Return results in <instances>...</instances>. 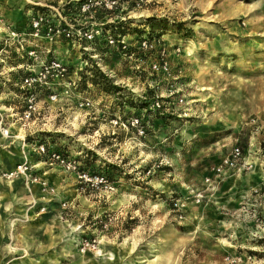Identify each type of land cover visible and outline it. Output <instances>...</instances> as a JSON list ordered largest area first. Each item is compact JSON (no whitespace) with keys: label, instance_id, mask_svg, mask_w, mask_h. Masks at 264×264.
I'll return each instance as SVG.
<instances>
[{"label":"rangeland","instance_id":"374dc122","mask_svg":"<svg viewBox=\"0 0 264 264\" xmlns=\"http://www.w3.org/2000/svg\"><path fill=\"white\" fill-rule=\"evenodd\" d=\"M56 2L25 0L21 14L49 12L57 24ZM125 16L129 55L46 39L14 55L13 65L24 62L38 45L71 74L55 82L59 101L44 91L38 113L28 125L20 120L17 166L28 155L33 179L22 177L25 192L0 197V264H264V184L252 178L264 170V0H154ZM162 57L168 72L155 68ZM93 67L117 94L92 83ZM0 97L18 119L22 91L7 83ZM39 141L76 170L40 156ZM237 147L241 170L218 178ZM10 164L0 159V169ZM12 171H0L6 186L21 178L1 177Z\"/></svg>","mask_w":264,"mask_h":264},{"label":"built area","instance_id":"2783aa9c","mask_svg":"<svg viewBox=\"0 0 264 264\" xmlns=\"http://www.w3.org/2000/svg\"><path fill=\"white\" fill-rule=\"evenodd\" d=\"M153 2L154 0H59V2L57 0L54 3L58 8L60 18L57 24L50 20L49 12L43 13L31 10L29 11L28 26L25 31H16L9 26L5 27L6 36L0 35V88H5L7 83H13L22 91L24 111L18 117V120L28 125L27 123L39 111V97L44 91L50 90L49 100L51 102L59 101V94L55 92V82L65 79L71 74L69 66L63 60L53 57L50 49L44 55H39L38 45L25 51V55L22 56L24 62L13 65V58L19 59V56L14 55H17V52L23 49L26 43L30 42V39H33V41L46 39L51 42L63 39L86 52H94L95 49L84 45V43H90V45L100 44V46L115 48L126 53L125 55H129V51H131L130 44L126 37L115 35L110 28L106 27L118 22V17H121L120 21L127 20L125 15L138 10H145ZM142 40L138 48L146 51L150 48L149 40ZM90 57L96 58L97 55ZM26 61H30L32 64H26ZM155 68L160 72H168V62L162 57L160 65L155 66ZM19 70H23L24 75L17 80L13 78L12 81L13 73H17ZM78 71L81 74L84 71L83 67H79ZM5 74L10 78H4ZM70 86L76 88L77 84L76 82H69L66 88ZM156 106L160 108L158 103H156ZM5 118L0 113V131L3 137L11 138L9 129L5 127ZM21 141L23 147H26L25 139ZM36 143L39 145L35 147V151L51 164L59 165L66 171L76 170L75 164L62 153L50 149L46 143L41 141ZM242 151L240 147L235 148L231 155L223 161L222 165L215 169V175L222 178L231 169L241 170ZM247 169H250V167ZM30 171L31 166L28 155L25 154V161L17 166L15 171L4 173L1 177L12 180L21 176L27 181H32L33 176L30 175ZM255 192L258 193L259 191L256 190Z\"/></svg>","mask_w":264,"mask_h":264},{"label":"crops","instance_id":"0c3cea01","mask_svg":"<svg viewBox=\"0 0 264 264\" xmlns=\"http://www.w3.org/2000/svg\"><path fill=\"white\" fill-rule=\"evenodd\" d=\"M25 0H0V35L3 36V32L6 31L5 27H11L16 28L17 30L25 31L28 26V13L23 16L21 14L22 9L25 8ZM30 11V10H29ZM8 91L10 94H13L9 89ZM14 96L17 97L16 94H13V101ZM1 97H0V112L4 113L6 120L5 127L9 129L11 133V138L7 139L3 137L0 131V145L3 146V151H1L0 159H11V164L9 165V168H3L0 169V171H12L16 168L17 164L21 161V153L19 149L20 145V139L26 136V130L25 127L18 119V113H14V110L16 107L13 106H1ZM6 111H5V110ZM11 112V113H10ZM28 134V133H27ZM29 135V134H28ZM11 149V151H9ZM4 150H7L5 152ZM246 159V158H244ZM264 163V162H263ZM45 169V168H43ZM53 171L50 170L49 172ZM242 174H245V180H249V176H251L248 172H243ZM253 180L257 185L264 184V170L262 172H257L254 175H252ZM6 181H0V197L5 196V194L8 192V195H10L12 192L21 194L26 191L25 187H17L21 186L23 183H25V180L21 177L18 180L13 181V183L10 186H6ZM16 186V187H13ZM256 187V185H249L247 187ZM259 196V195H258ZM88 260V259H87Z\"/></svg>","mask_w":264,"mask_h":264},{"label":"trees","instance_id":"16d2710c","mask_svg":"<svg viewBox=\"0 0 264 264\" xmlns=\"http://www.w3.org/2000/svg\"><path fill=\"white\" fill-rule=\"evenodd\" d=\"M145 22H147V26H152V22L153 20L151 18L145 20ZM106 28H110L111 31H113V33L115 35H120V36H125L126 33L132 29H130V24H129V21L128 20H123V21H119V22H115L111 25H108ZM135 30V29H134ZM131 32V31H130ZM153 36L150 35V39H152ZM63 40V39H61ZM86 44V43H84ZM117 50V49H115ZM21 62L19 61L18 63H16V65L20 64ZM95 67H93L91 69V71H95L93 77H92V83L95 85V86H103V90L105 93L107 94H117L118 93V89L117 87L113 84V81H111L110 79H108L105 75H103L101 72H99L98 70H93ZM87 69L85 71H83L81 73L82 75V78H84L85 76V73H86ZM24 75V71H18L17 73H13V76H14V80H17L19 78H21V76ZM80 160L82 161V166H83V160H85L86 162V159H84V157H79Z\"/></svg>","mask_w":264,"mask_h":264},{"label":"bare ground","instance_id":"6f19581e","mask_svg":"<svg viewBox=\"0 0 264 264\" xmlns=\"http://www.w3.org/2000/svg\"><path fill=\"white\" fill-rule=\"evenodd\" d=\"M16 169H14L13 171H15Z\"/></svg>","mask_w":264,"mask_h":264}]
</instances>
